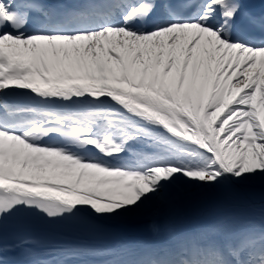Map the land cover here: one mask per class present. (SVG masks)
Instances as JSON below:
<instances>
[{"label": "snow or ice", "instance_id": "obj_1", "mask_svg": "<svg viewBox=\"0 0 264 264\" xmlns=\"http://www.w3.org/2000/svg\"><path fill=\"white\" fill-rule=\"evenodd\" d=\"M0 264H264V0H0Z\"/></svg>", "mask_w": 264, "mask_h": 264}]
</instances>
